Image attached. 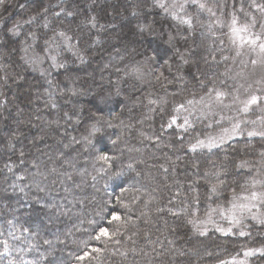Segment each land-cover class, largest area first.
I'll use <instances>...</instances> for the list:
<instances>
[{
	"label": "trees",
	"instance_id": "obj_1",
	"mask_svg": "<svg viewBox=\"0 0 264 264\" xmlns=\"http://www.w3.org/2000/svg\"><path fill=\"white\" fill-rule=\"evenodd\" d=\"M204 1L213 13L191 0L0 2V264H233L264 249V223L224 230L264 172V137L247 135L263 131V103L222 118L207 104L247 95L227 38L234 18L259 34L264 0ZM234 123L219 147L191 150Z\"/></svg>",
	"mask_w": 264,
	"mask_h": 264
},
{
	"label": "rangeland",
	"instance_id": "obj_2",
	"mask_svg": "<svg viewBox=\"0 0 264 264\" xmlns=\"http://www.w3.org/2000/svg\"><path fill=\"white\" fill-rule=\"evenodd\" d=\"M187 1H190V0H187ZM202 1L205 4L204 0H198V3H202ZM198 3H195V4L198 5ZM199 9L201 11H209V9H210L211 13L214 12V9L212 8V6H206L204 9H201L199 7ZM263 15H264V11H263ZM262 19H261V22H257V23H259V29H258L259 34L256 33L254 35L253 33H250V32H248L247 34H242L245 36V40L254 39L255 37L258 36L260 39H259V41H257V43L264 42V17H262ZM239 25L242 26L243 22L240 21ZM244 25H246V24H244ZM231 27H232V21L230 22V34H229L227 40L229 41V43L231 44V46L235 52L234 53V57L236 60L235 65L240 66V69H241L238 72V74H239L238 77H241V78L237 79V81H238L237 85L246 86L245 93L247 95L242 94L240 92V90H243V89H241L242 87L239 86V89L234 90L233 97H232V94L229 95L228 97L227 96L224 97L223 104L216 102L215 96L213 98H210L209 101L207 102V104L209 106V103L213 102L212 100H215V103H214V105L216 107L215 115L220 117V118L227 117V116L223 115V113H225V112H235L236 113L237 109L239 107H242V105L239 103V101L245 100L250 95H254L258 92L260 93L261 101L263 103V106L261 108L264 112V52H261L257 46H254V45H251L248 43H242L238 38L234 37V35L231 31ZM250 34H253V35H250ZM253 61H255V63H253ZM235 74L237 75V72H235ZM227 108H228V110H227ZM18 122L21 125L26 124L25 119H23V118H19ZM15 129H17V128H15ZM263 131H264V128H263ZM257 136H259V135H257ZM254 179L256 181H259L260 183L255 184L254 187H253V185L249 186L243 193L239 194V196H246L249 194L250 191H253V190H255V191L264 190V172L263 173L258 172L256 174H254L252 181ZM232 202H233V199L231 200L229 207L227 206L228 207L227 212L229 213L228 218L224 219L226 222H230V224H227V226L224 229L226 232H229L232 229H237L239 227H245L246 222L261 223V222H259V219H253V215H255L257 217H261L262 215H264V210H260V207H258L256 209H253V211L251 213H248V212L243 213L242 217H240L239 213H237V216L239 215L238 217L241 219V221L243 220L242 222H240L242 225L240 223L239 224L236 223V224L232 225V223H231V222H233ZM222 210H223L222 208L213 209L212 210L213 216H214V214L220 215ZM221 217H225V215L221 214ZM206 224H207V220L202 222V225H206ZM250 250L252 251L253 254L245 255V253L249 252ZM250 250H245L242 257L235 260V264H251V256L252 255H261L262 252H264L263 248L250 249Z\"/></svg>",
	"mask_w": 264,
	"mask_h": 264
},
{
	"label": "snow or ice",
	"instance_id": "obj_3",
	"mask_svg": "<svg viewBox=\"0 0 264 264\" xmlns=\"http://www.w3.org/2000/svg\"><path fill=\"white\" fill-rule=\"evenodd\" d=\"M0 2H2V0H0ZM192 3H198V0H192ZM185 4L183 2L178 3V4H174L173 8H179L181 10H183ZM198 6L201 9H204L206 7V5L204 3H198ZM160 7L165 8L166 5L164 3L160 4ZM261 11H264V5H258L257 6ZM209 11H211L209 9ZM174 18L176 17V14L174 13ZM181 23L184 24H191V19H184L183 17H179ZM231 31L234 35V37L238 38L242 43H248L254 46H257L261 52H264V42H260L257 43V41H259V37H255L254 39H248L245 40V36L242 34H247L249 31V25H239L238 21L234 18L232 20V27H231ZM60 35H63V33H61ZM235 42V41H234ZM53 60H55V57H53ZM253 63H255V61H253ZM225 97V93L223 92H215V98H216V102L223 104V99ZM211 98V97H210ZM260 97L256 96V95H250L247 99L245 100H241L239 101V103L242 105V107H239L237 109L238 112L242 113V114H247L252 106L254 105H258L260 102ZM201 100H203V98H201ZM235 102V101H234ZM189 105L193 104L194 102L192 100H189L187 102ZM209 107H211L209 105ZM185 108V106L182 104L179 106V109H183ZM179 109H177V111H179ZM173 123H175V120H173ZM185 123H187V119H185ZM217 123H219V121H217ZM245 123H247V121H245ZM251 123H256L255 121H252ZM240 129V123H234L231 127V129H223L222 134L219 137H209L208 138V143L206 144L204 141L202 140H198L196 142V144H193L191 146V150L192 151H196L197 148H204L207 147L209 148V150H211V147H219V143H222L225 141V139L227 137H230L233 134H236L239 132ZM95 131H98V129H95ZM247 135L249 136H262L264 137V131H249L247 133ZM101 159L105 160V162H107V160L109 159V157L107 156H103L101 157ZM247 165L246 161H242L240 165H238V167H245ZM213 175H215V173H213ZM208 176V173H205V177ZM260 183L259 181H256L255 179L252 181V185L253 187L255 186V184ZM243 187V186H242ZM218 189V185L216 184H212L210 191L212 193L217 192ZM258 207H264V190H260V191H250L248 195L246 196H239V195H234L233 197V202H232V211H233V222L239 224L241 222V219L237 216V213H239L240 217H242L243 213L248 212L251 213L253 211V209H256ZM114 220H119L120 217L119 216H113ZM253 219H259V222L264 223V215H262L261 217H257L255 215H253ZM189 223L193 224L194 226L198 223L196 220H189ZM219 231H224L223 229H218ZM203 234V233H201ZM246 233L244 232H240V235H245ZM101 235L102 236H109L108 230L106 228L101 229ZM97 239H99V237H97ZM253 254L252 251L250 250L249 252L245 253V255H251ZM81 259H83V257H81ZM222 264H224V262H222ZM233 264H235V261L233 262Z\"/></svg>",
	"mask_w": 264,
	"mask_h": 264
}]
</instances>
